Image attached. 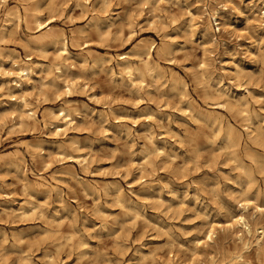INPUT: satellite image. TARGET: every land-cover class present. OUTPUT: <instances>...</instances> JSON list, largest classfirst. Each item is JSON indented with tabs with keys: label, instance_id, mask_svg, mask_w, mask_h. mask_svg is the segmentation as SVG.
<instances>
[{
	"label": "rangeland",
	"instance_id": "obj_1",
	"mask_svg": "<svg viewBox=\"0 0 264 264\" xmlns=\"http://www.w3.org/2000/svg\"><path fill=\"white\" fill-rule=\"evenodd\" d=\"M263 11L0 0V264H264Z\"/></svg>",
	"mask_w": 264,
	"mask_h": 264
},
{
	"label": "bare ground",
	"instance_id": "obj_2",
	"mask_svg": "<svg viewBox=\"0 0 264 264\" xmlns=\"http://www.w3.org/2000/svg\"><path fill=\"white\" fill-rule=\"evenodd\" d=\"M264 13V11L262 12ZM216 15V13H215ZM213 16V15H212ZM217 16H213V18ZM33 18L36 22H38V16L37 15H33ZM215 18V19H216ZM214 19V20H215ZM219 20V19H218ZM220 21V20H219ZM38 25H40V23L38 22ZM216 27V26H215ZM53 30V29H52ZM51 33V32H50ZM36 36V35H35ZM53 42H59L60 43V47H61V52H67V49H66V46H65V38L61 35V34H58L57 36H55L54 38L51 39ZM32 44V43H31ZM151 46V45H150ZM150 49V48H149ZM69 52V51H68ZM148 52V50L146 51ZM145 52V53H146ZM136 53V52H135ZM137 54V53H136ZM139 56V55H138ZM123 57V56H122ZM140 58V57H139ZM13 63H15V61H13ZM144 63L146 64L147 62L144 61ZM143 63V64H144ZM16 64V63H15ZM149 66V64H148ZM17 69H18V72L19 73H14L16 75H14L15 78L12 79V84L14 87H21L22 85V80H21V76L26 77L27 78H30V74L32 73V67L30 65V63L24 61L18 65H16ZM122 70L126 71L129 75L131 74V71H132V67L128 64V62H126L123 66H122ZM5 71V70H4ZM25 79V78H24ZM66 85H69V84H66ZM21 92V91H20ZM239 104V103H238ZM13 105H15L14 108L20 110L21 112H23L25 114V117L27 118H33L35 119V112L34 110L32 109V107L29 106V104L27 103V101L25 100V98H23L22 96H18V100L13 103ZM58 111V112H57ZM57 114H55L57 117H59V119L63 122V123H68L71 121L72 117H71V114L69 112V110L67 108H64V107H60L58 110H57ZM43 116V115H42ZM212 121V120H211ZM213 123V122H212ZM260 129V128H259ZM227 130V129H226ZM233 146V144H232ZM159 149V148H158ZM165 149V148H164ZM244 207V205H242V208ZM255 209L258 210V212H261L263 211L264 212V206H260V205H257L255 204L254 205ZM254 209V208H253ZM262 214V213H261ZM239 220H241L244 225L247 224V222L245 221L244 219V216L240 215L238 217H235L233 219V221L235 223L239 222ZM250 225V224H249ZM258 230V229H257ZM213 234V230H209L208 231V234H207V238L210 239L211 238V235ZM264 248V247H263ZM263 256V255H262ZM264 257V256H263Z\"/></svg>",
	"mask_w": 264,
	"mask_h": 264
}]
</instances>
